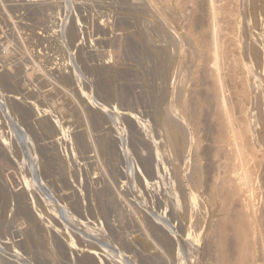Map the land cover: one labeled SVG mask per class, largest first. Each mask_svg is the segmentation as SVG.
Wrapping results in <instances>:
<instances>
[{
  "label": "rangeland",
  "instance_id": "rangeland-1",
  "mask_svg": "<svg viewBox=\"0 0 264 264\" xmlns=\"http://www.w3.org/2000/svg\"><path fill=\"white\" fill-rule=\"evenodd\" d=\"M159 1L0 0V264L217 262L211 235L218 213L207 189L235 173L230 159L214 155L208 53L188 34L205 26V6L201 1L200 13L195 0ZM259 3L248 19L240 12L230 31L224 24L223 33L235 31L240 42L224 45L225 62L240 54L224 70L234 123L245 118L253 139L264 142V124L252 125L255 111L237 108L243 76H264L241 52L248 26L255 29L249 36H264ZM234 75L242 78L229 82ZM180 94L187 95L186 108ZM172 126L176 148L166 131ZM259 156L246 165L263 163ZM259 170L244 186L252 196L243 197L253 198L247 199L254 209L261 205V216ZM258 251L256 263L264 264Z\"/></svg>",
  "mask_w": 264,
  "mask_h": 264
},
{
  "label": "bare ground",
  "instance_id": "bare-ground-1",
  "mask_svg": "<svg viewBox=\"0 0 264 264\" xmlns=\"http://www.w3.org/2000/svg\"><path fill=\"white\" fill-rule=\"evenodd\" d=\"M160 1H162V0H160ZM165 1H167V0H165ZM201 1H202V3H204V6H205L204 7L205 12L204 13H205V16L207 18L206 24L203 27L200 25L199 30H197V31H196V29L195 30L189 29L188 34L190 36L189 38L191 39V41H193L194 45L197 47V49L199 51L201 50L203 55H204L205 50L208 53V55L206 54V56H208L207 61L209 60L208 62L206 61L208 63V65H207L208 69H206V71H207V76H209L211 78V84L208 85L209 87H207V86L206 87L208 88L209 94L211 93L210 96H212V100L210 102L213 101L214 106H215V110H214V107H212V110H214V113L211 112V113H213V118H214L212 120H215V126H216V131L214 134V141L212 142L214 144L213 151L215 150L214 155L218 157V155L222 154L220 157L225 156L226 160L230 159L232 161V164L230 165L231 162L229 160H227V162L229 161L228 162L229 166H231L234 169L233 171L235 173L233 175L234 177H232L231 174H230L231 175V177H230L229 174H227V173H231V172H225V174H227L226 176L223 177V175H222V177H218V179L221 178L220 180H218L217 178H216L217 181L213 180L214 183L209 184L210 188L208 185L209 189H207V191L209 190V192H208L209 193L208 194L209 200L208 199L207 200L209 201V203H211L210 204L211 206L216 205L217 213H218L217 221H215L216 222L215 225L213 224L214 234H213V231H212V235L210 234L211 236H213L212 238L214 239L212 244L215 243L214 245L217 248V251H216L217 257L215 256L217 258L216 259L217 262H215V263L216 264H257L256 263V261H257L256 252L258 251L257 249H259L260 253L261 252L264 253V221H262V219H260L262 215L264 216V214H262V215L260 214L261 216H259L258 211H260L259 209H261V205L259 206L260 208L258 207V210L254 209V207L256 206V203H255V206L252 204L253 198L251 199V197H250V196H252V194L249 193L248 190L246 191L244 186L246 187L249 182L251 183L253 181V180H251V176L253 175V172L255 170H259L261 167H263L262 165L264 164V162L262 163V161L257 162L258 165L256 164L257 166H259L260 165L259 163L260 162L262 163L260 165L261 167L259 166L260 167L259 169L258 168L256 169L254 167L256 165L253 166L255 168L254 171L252 170L253 167L251 169V167L249 168V166H247V165L259 156V155L256 156V154L258 152L262 155V156L261 155L260 156L264 158V142L262 141V138L260 136L259 137L256 136L257 138L253 139L252 134L250 132V127H248L249 123L246 121L245 118L244 119L241 118L242 120H239L240 122H237L240 125V126H238V124H237L238 128H236L237 127L236 123H234V121L236 122V120H237V117L234 120V117H235L233 115V112H235L234 111V109H235L234 103H233L234 100L231 99V96L234 95V93H233L234 91L232 90V87H231L232 94H233V95H231V91L229 88L230 85H228V83L225 80V76H226L227 71L224 70V66L226 67V65H228V68L230 67V65L233 66L234 62L237 63L238 60L236 61V58L238 57V59H239L240 54H239V56L235 57V59L232 58V61H234L233 63H232L231 59H229L231 61V63L227 62L229 60H227L226 62L224 61L225 57L228 55V53H227L228 50L226 51L227 46H224V45L227 43L228 44L232 43L234 45L235 44L234 42L236 39V34H234L235 31L233 32V34H234L233 35V34H230V32H228L226 30L225 32H228L229 35H233L231 38L228 39V41H226L227 39L224 40L223 38H227L229 35L227 36L228 33L224 34L225 32L223 33V31L227 26H228L227 28L230 31V27H233L236 24L237 18H238L237 15H239L240 12L243 14L242 16H245L246 14L248 15V11H249V9H251L252 13L256 14L257 11L261 10V5L259 3V0H200V2L198 0H195L194 6H193L195 8V10H194L195 12H200L199 9L201 10V8H200ZM182 3H184V2H182ZM165 4H166V7L168 8V5L170 3H168V5H167V3H165ZM178 4H180V3L178 2ZM178 4L175 6L178 7L181 5V4L180 5H178ZM166 7H165V9H167ZM162 8H164V7H161V9ZM180 8L182 9V7H179L178 9H180ZM191 9H192V7H191ZM158 10H160V9H158ZM173 10H174V8H173ZM191 12H193V10H191ZM261 12H263V10ZM192 16H193V18H199L198 14H196V13H195V15L194 14L191 15V19H192ZM242 16H241V18H243ZM188 18H189V16H188ZM239 20H241V19H239ZM193 22H195V20L193 21V19L191 21H189V23L191 25L193 24ZM240 22L243 24L242 21H240ZM249 22H250V20L248 21V23ZM251 22H253V21H251ZM248 23H246V24H248ZM224 24L226 25V27L224 26ZM240 26H241V24H240ZM242 26H241V28H242ZM248 27H247V32L241 31L242 33H245L244 37L242 36L244 40L241 39L243 41L242 45L245 44V47H244V49H242L243 51H241V52L244 53L243 55H245L249 59H252V61L254 60L255 64L258 63L259 66H262L263 67L262 71H264V38H263L264 36L262 37L263 39L261 38V41H259L260 40L259 37L258 38L256 37L258 40L255 38L256 35L251 36V34L253 35V33L250 34V32H249V34H250V36H249L248 30L253 31L255 29L250 30V28L248 29ZM250 27H251V24H250ZM260 27H261V25H260ZM243 28L246 29V26L245 27L243 26ZM262 28L264 30V27H262ZM222 33L224 34V36ZM238 33H240V32H238ZM246 33H247V35H246ZM239 39H240V36H239ZM238 43H240V42L237 41L236 44L238 45ZM235 45H234V47H235ZM237 45H236V47H237ZM224 47H226V48H224ZM233 51L236 52V50H234V49H233ZM238 51H237V53H239ZM229 53H231V52H229ZM235 54L236 53H234V55ZM236 55H238V54H236ZM243 60H242V63H246V62H243ZM240 61H241V59H240ZM240 61H239V63H240ZM250 63L252 64V62H250ZM238 64L236 66L235 65L234 66L238 67ZM247 64H248V62H247ZM253 64H254V62H253ZM262 67H260V68H262ZM247 68H249V66H247ZM252 68H254V67L252 66ZM236 69L237 68H235V71H236ZM223 70L225 71V73L223 72ZM233 70H234V68H233ZM249 70H251V69H249ZM249 70H247V71H249ZM239 71H241V70H239ZM257 71H259V70L257 69ZM228 73H229V71H228ZM233 73L235 74V72H233ZM248 73H249L248 74L249 77L243 76V78L242 77L236 78V76L238 74L236 76L234 75L235 80L232 79V81L230 80L229 82H234V81L237 82L239 79L242 78V80H241L242 81V87H240V89H238V92H237V94H238L237 97L239 98V100L236 99V100H238V103L236 102L238 104V105L236 104L237 108H239L241 110L240 111L241 113L243 112L242 110L247 109L246 108L247 106L250 108V110H254L255 113L253 114L251 112L252 116H250L251 118H253V122H252L253 124L252 125H255V126L257 125L259 127H262V125L264 124V76H260L259 74H252V71H249ZM245 74H247V72ZM241 76H242V74H241ZM209 77H207V78H209ZM229 78H231V77L229 76ZM208 81L210 82V80H208ZM234 85H235L234 89L236 88L237 85L239 86V84H237V83H235ZM236 90H237V88H236ZM195 92H197V91H195ZM182 95H181V98H179L180 99L179 102L182 105L181 108L182 107L186 108V106H189V103H188L189 101H187V98L185 97L187 95H185V94L183 96ZM235 96H236V94H235ZM203 98H205V97L203 96ZM187 103H188V105H187ZM180 104L178 105V107H180ZM206 106H209V105L207 104ZM172 108H173V106H172ZM181 108L179 110H181ZM181 112H183V111H181ZM181 112H179V113H181ZM245 112H246V110H245ZM172 114H174V113H172ZM184 114H186V111ZM236 115L239 116V113ZM249 115H251V114H249ZM243 117H245V116L243 115ZM191 118H192V116H191ZM238 119H240V118H238ZM197 120H199V119H197ZM243 120H245L246 122ZM212 123H210V124L212 125ZM246 123H248V124H246ZM174 125H176V124H174ZM176 128H177V125H176ZM176 128L175 127L173 128V126H172V129H170V130H169V128H168V130L166 129L167 135L171 141V146L173 148H176L181 144L180 139L177 136L178 132H177ZM210 128H211V126H210ZM251 130H252V128H251ZM210 133H212V132H210ZM182 141H183V139H182ZM255 156H256V158H254ZM252 157H253V159H252ZM249 158L252 159L251 162H249ZM222 159H224V158H222ZM258 159H260V158H257V160ZM256 161H255V163H256ZM224 162H226V161H223V164H224ZM247 162H249V163L246 165ZM228 163H226V164H228ZM253 163H254V161H253ZM252 164H251V166H252ZM227 166H225V167L227 168ZM225 167H224V169H225ZM261 169L264 170V167ZM261 169L258 172L261 173ZM197 170L199 171V169H197ZM260 173H258V174L260 175ZM197 174H199V173H197ZM222 174H224V173H222ZM262 175L264 176L263 173H262ZM200 176H201V174H200ZM252 179H255V178H252ZM258 180H260V179L258 178ZM256 182L259 183L260 181L258 182L256 180ZM200 183L201 182L199 181L198 186L200 185ZM254 184H256V183H254ZM254 184L252 183V187ZM262 185L263 184H261V186ZM250 186H251V184H250ZM254 186H256V185H254ZM259 186H258V188H259ZM248 188L250 189L251 187H248ZM255 188H254V190H256ZM254 190L252 188L251 191H254ZM259 190H262V194H260L261 192L259 191L260 193H258L257 195L258 196H259V194L263 195L264 189L259 188ZM256 191H255V193H256ZM245 192L248 194H251L248 197H250L249 199L252 202L247 199L248 198L247 196H246L247 200L246 199L244 200L243 196H244V194H246ZM252 193H254V192H252ZM257 195H255V196H257ZM175 197H176V195H175ZM260 198L258 201L261 203L262 199L260 200ZM254 199H255V197H254ZM255 200H257V199H255ZM207 205H208V203H207ZM259 213H261V211ZM202 215H204V214H202ZM230 241L231 242L233 241L232 245L234 247V250H233V248H231L232 251L230 249V246H232L230 244ZM262 256H263V254H262ZM262 258L264 259V257H261V259Z\"/></svg>",
  "mask_w": 264,
  "mask_h": 264
}]
</instances>
